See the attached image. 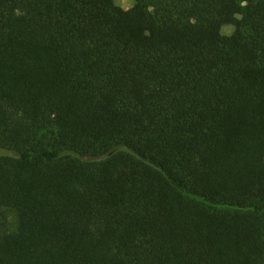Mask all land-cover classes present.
<instances>
[{"label": "trees", "instance_id": "trees-1", "mask_svg": "<svg viewBox=\"0 0 264 264\" xmlns=\"http://www.w3.org/2000/svg\"><path fill=\"white\" fill-rule=\"evenodd\" d=\"M0 264H264V0H0Z\"/></svg>", "mask_w": 264, "mask_h": 264}, {"label": "rangeland", "instance_id": "rangeland-1", "mask_svg": "<svg viewBox=\"0 0 264 264\" xmlns=\"http://www.w3.org/2000/svg\"><path fill=\"white\" fill-rule=\"evenodd\" d=\"M115 2H116V4H118L119 6H121L124 9H128L135 4V0H115ZM222 31L224 34L230 35L234 31V26L233 25L224 26ZM217 207L234 209V208H231L230 206H225L223 204H220ZM6 212H7L8 218H9L11 230L17 231L18 224H19V221H18L19 219H18L17 213L13 210H10V209H7Z\"/></svg>", "mask_w": 264, "mask_h": 264}]
</instances>
